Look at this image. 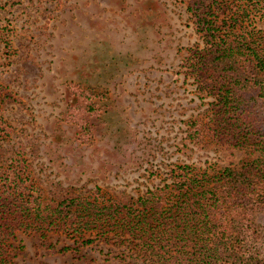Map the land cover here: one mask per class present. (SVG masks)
Here are the masks:
<instances>
[{
    "label": "rangeland",
    "instance_id": "obj_1",
    "mask_svg": "<svg viewBox=\"0 0 264 264\" xmlns=\"http://www.w3.org/2000/svg\"><path fill=\"white\" fill-rule=\"evenodd\" d=\"M187 2L0 0V156L25 161L43 203L100 190L130 204L171 183L176 164L238 169L256 158L208 135L212 99L186 64L203 47ZM74 85L99 109L80 122L86 139L67 119ZM190 120L206 128L196 142ZM238 228L244 257L264 261V212ZM12 243V264H145L127 236L16 232Z\"/></svg>",
    "mask_w": 264,
    "mask_h": 264
},
{
    "label": "trees",
    "instance_id": "obj_2",
    "mask_svg": "<svg viewBox=\"0 0 264 264\" xmlns=\"http://www.w3.org/2000/svg\"><path fill=\"white\" fill-rule=\"evenodd\" d=\"M186 12L203 46L186 64L197 89L212 99L208 135L256 158L238 169L176 164L171 183L125 204L100 190L43 203L25 161L0 156V264H12L6 255L16 232L43 240L51 233L127 236L145 264H264L244 257L238 228L264 212V0H188ZM70 96L67 119L86 139L80 122L98 112L95 95L74 85ZM205 130L190 120L186 139L196 142ZM6 135L0 116V148Z\"/></svg>",
    "mask_w": 264,
    "mask_h": 264
}]
</instances>
